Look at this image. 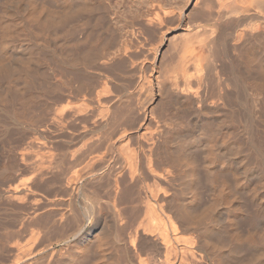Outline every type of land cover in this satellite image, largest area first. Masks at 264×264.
Masks as SVG:
<instances>
[{
    "label": "rangeland",
    "instance_id": "obj_1",
    "mask_svg": "<svg viewBox=\"0 0 264 264\" xmlns=\"http://www.w3.org/2000/svg\"><path fill=\"white\" fill-rule=\"evenodd\" d=\"M40 1L44 5H47L49 8L51 7L52 9L50 8L51 9L50 11L55 9V11L51 12V14H53V15H55L56 12L59 13V10L63 11V8H64L63 6H61L62 8H60V7L58 8L57 6H60V4H65V3H66L65 4L66 6L65 5L64 6L68 9L72 8V7H74V9H75V8L80 7V5H81V7L79 9H81L80 12L82 13V11H83V13L80 16L78 14V12H79V10H78L76 13L74 12L75 14L73 15V18H71L70 21H69V19L72 16L69 15L70 16L69 17L68 15H66L67 20L64 21L65 23L62 22L63 25H60V23H58L55 26L54 25L49 26L48 30L47 29L41 30L40 28H38L36 26V24H35L36 22L34 21V19H36L37 16L33 17L32 19H29L30 17H29V15H27L28 12H25L26 14L24 13V15H23V10L21 12V10L12 9V7H15L16 2H9L7 7H6V12L9 13V12L14 11V12H12L14 16H10V18L8 20H6L5 24H3L1 26L2 29L0 27L1 31L4 30V32H5V33H3L4 37L7 38V40H5V42L9 40L10 42L8 41L9 42L8 44H10V46L12 45L11 47L14 48V49H12L10 47L11 50L8 53L9 54L8 58L10 57V55H12L10 58H13V59L20 55V57L22 56L24 58H28L30 56L31 60H20L21 62L20 61H19L20 63L17 62L18 64L17 63L13 64L14 62H16V60L13 61L10 58H9V60H1L4 62H7L8 65H10V66L12 64L13 65L12 69L14 68V70H12V73L10 72L9 74H4L5 76L1 74V76H0V80H1L0 81V89H1L0 92L2 91L4 94H2V93H0V94H2V96L5 95V97L8 96L6 98L3 97L5 100H8L7 98H9V96H12L14 94L15 90L19 91L21 93V95L24 96L25 100L23 99V97L21 99H23V101H27L26 103H28V104H24L25 106L27 105L26 106L27 109L26 108H25V110H23L24 108L21 109L24 114H22L23 116H21V118H20L22 122L19 124H17L11 118L6 117L7 115L0 111V171L2 169L3 163L6 162V160L10 161V163H13L17 160H20L21 155H20V157L18 155L21 154L22 151H29V150H30L29 158H27V160H23V161L27 164L32 163V162H34V163L40 162L41 164L39 166L42 167L45 164L44 166L45 167L47 166L49 168L48 169L46 167L47 171L48 170H50V171H48V172L45 171V167L43 166L44 171L47 174L42 171L43 172L42 177L41 176L36 177L35 181H33L34 175L32 174V171H29L27 169H26L27 170L26 171L24 169V171L21 170V171H19V173H16V176L15 177L13 176L14 178L12 177V178L8 179L4 183V185H2L3 187L0 186V191H1L2 188H3V190L6 189L8 184L12 185L13 183H16V182L18 183L20 181L21 182L23 181V184H25L26 188L28 187V185H30V187H28V188H31V191L28 193V195L26 197L24 196L23 199L18 198L19 200L18 199L13 200L12 198H9V197H8L9 199H7V197L4 195L0 197V199L2 197H4L0 200V212H2V213H0V222H1L0 225L2 227L3 223L5 224V227L4 226L2 228L0 227L1 228L0 229V249H1L0 250V264H10V263L12 264L11 261H13V259L15 260L16 259L15 257L18 258V256H20V255L23 257L22 258V260H24V261H22L23 264H26V262H28L27 260H29V259L26 260V258H30V257L38 258L39 256H41V258L39 257L40 260L37 259V263H35V264H38L39 261H40L39 264H48L49 263V261H48L49 251L45 252L46 250H44L48 247H50L52 249L53 254H54L53 257L55 256L54 258L56 259V260L54 259V261H52V262L56 263V261H57V264H65V261L63 260L64 254H62V253H64L63 250H64L65 246L70 249L74 245L76 239L73 237H69L70 234L67 237L66 233H68V232L71 233V231H69L65 226L60 227V228L55 226L57 223H60V221L58 222L55 220L57 218L56 216H58L61 211L68 209V207L71 208V206H70V203L68 202L67 196L65 194H62L64 192L63 189H61V191H60V187L58 186L60 184H59V181H57L58 179L55 176L56 173L54 171H52L53 169H51L50 166H52V164L54 163L53 161L55 159L52 160L53 157L54 158L56 156L58 157L61 155V153H64L63 151L66 152L67 149H72V148L79 145L78 140L76 139L77 137H75L77 135V131L82 129V127L84 125H86V124L92 125L100 119V117L97 113L99 111L98 108H102V107L105 108L106 106H107L106 108H109L111 106L113 109L111 107L110 108L112 110H115L116 108H118L120 106V108H122V110L118 109L119 112H117V113H121L120 114V117H121L123 114V111L127 110L126 107H130V106L133 107L135 105V103L138 102V105L136 104V107L134 106L133 110L137 109V112L139 113V114L137 113L138 120L140 122H142V123H140L136 119V122H137L136 126L140 125L139 129L143 130L146 126H148L149 120L151 118L153 119V116H157L158 114H156V113H160V112H157L159 109L158 107H162L163 102H164L165 105L163 106L162 109L165 108V110H167V108L171 109L170 107H173L182 116L187 115L186 117H188V118H185V117L184 118H185V120L187 119V121L190 122V125H192L191 124L192 122L196 123V124L193 123V125H196L193 127L190 126L189 123L187 124L188 128L190 126L189 131L187 130L188 134H191L193 132L195 135H197L196 134L197 131L200 130V127L199 128L197 127L199 125L196 122L197 121L196 118H198L197 115H199V114H197V111L199 113V110L201 111L203 109L202 113L203 112L207 113L209 115V119H211V120H208V119H206V120L208 122H210L209 124L213 125V127L215 125L214 129H211L212 127H211V125H209L210 126L209 130L211 129V131L213 130L212 131L213 133L215 132L214 136L211 135V134H213L211 131H210L211 134L209 133L208 129L206 132L207 135L208 134L211 135L212 138L215 137L214 139H217V136H218L219 138L217 141H219V142L221 139L222 140L224 139L223 142L221 140V143H219V144L224 143V141L226 140L225 144L227 143L230 146L229 148L227 147V149L225 150V151H227V150H230L231 148H233V146H234L233 143L234 144H235V142L239 143V141L243 138V136H245V137L248 136V133L244 129V126H245L246 122L248 121V117H250V110H248L250 108V106L247 105V104H249V102H247L245 100V97H247V95H250V93H251L252 95H250V96L252 98L253 97L256 98V100L254 99V101H255L256 106L258 107V105H259V100H258L259 94L258 93L261 92L262 93L261 95H263V91H264L263 90L264 88H262V86L260 87V89H259V86L256 87V84L258 83V81L261 82V79L259 80V78H260L259 76H261V74L259 75V73H257L256 71L254 73L252 71L253 69H251V71L248 70V71H250L248 73L247 70H245V68L242 65V66H240L241 68L239 67V69H237L238 72L236 71L235 75L230 74L231 72L230 73L228 72V74H230L231 76H229L227 74V68L225 70V67H227V65L231 64L230 63L231 59H234L233 55L232 54L230 55L231 51L228 49L231 45V44H227L229 42L228 41L229 38H231L234 35L233 31H234V33H236L239 29L242 30L241 27H239L241 24L245 25L243 27H244V29L246 28L245 30L247 31L248 36L251 37L253 35V33H256V31L258 30L255 28L256 24L253 21H250L249 23L246 21L244 23L240 22L239 23L240 25L239 24L237 25L239 28L238 27L233 28L232 25L231 26L228 25L229 26V28H228V26H227L228 23L227 24H224V23L228 22L229 21L228 19L231 17L225 16L226 20H224L225 22H222V24H221L222 20L220 21V19H224V18L220 17V19H219V17H218V19H215L214 17L215 16L217 17V15H215V16L213 15L212 16L213 18L211 17V20L210 19L208 20L206 18V14H204L202 16L200 15V17L199 16L194 17L195 11H193L192 12V14L194 13L193 16L189 17L192 14H190V12H187V10L189 11V9H191L190 6L192 4V0H90V1L89 0H74V1L71 0L72 2H70V3L68 2L69 0L68 1L67 0H40ZM63 2H65V3H63ZM76 2H79L80 4H78ZM158 2H160V4ZM229 2H227V9H230L231 6L234 5L233 3H232L233 5H231V1H229ZM68 3L70 5L67 7ZM85 3L88 4L89 7ZM251 3H252V5L250 4V8H256V9H250V11H247L250 15H251V13L253 14L254 12H256V13H254L256 15H258V14L260 15L262 12H263L262 14H264V0H252ZM163 4H164L165 8H164V6H162ZM203 4H205L204 1H203ZM203 4L201 2V5H203ZM75 5H77V7H75ZM85 5H86V7H84V9H83L82 7ZM206 5H203V7L205 6L204 10L206 7H208ZM156 7L157 8L163 7V9H160V12H162V13L159 12V8L157 11ZM85 8H90V9L85 10ZM168 8H170L171 10H169ZM174 8L175 9L177 8V10H174ZM208 8H210V7H208ZM68 9L64 8V12ZM164 9H166V10L168 9L169 11L167 10L168 11L167 13L170 12V14L167 15L166 13H164L163 12ZM179 9H181V11H179ZM257 9H258V11H257ZM37 10H40V9H37ZM254 10H256V11H254ZM18 11H20V12H18ZM70 11H71V9H70ZM177 11L179 14H177ZM37 12H39V11H37ZM68 12H69V10H68ZM208 12H207V16H208ZM214 12H215V10H214ZM150 13H152L154 17L156 16V13L161 14L160 17L164 19L163 23L161 22V20H158V22L160 21L162 24L160 22H159V24H158V22L156 24L157 19H155V18H157V17L154 18ZM174 13H176V14H174ZM187 13L190 15H188ZM180 14H182L184 16L182 17V15H180ZM162 15H164V16H162ZM177 15H179V17ZM195 15H197V14H195ZM26 16H28L29 18L27 17L25 20ZM187 16L189 17V19H187ZM203 16L208 21H206L205 18H202ZM260 16H263V15H260ZM68 17H69V19H68ZM149 17H153V21H149V19H150ZM232 17H234V16L232 15ZM181 18H184V19H181ZM190 18L192 19V21H189ZM196 18L197 19L199 18L198 21L196 20ZM194 19L196 20L197 23L194 22L195 21ZM66 21H68V22H66ZM129 21L130 22L132 21L133 24H131L132 22L129 23ZM213 21L218 22V24L220 22V26L223 29H221L220 26L216 27L215 29H217V30H215L214 33L211 34L212 31L207 32L209 30L210 25H206V23L210 22V23L214 24ZM186 22L191 24L190 25L191 27H192V24L194 27L195 24L196 25L197 24L202 25L204 23L205 26H203V28L205 27L204 29L207 33L205 31H203V32H205V33H203L202 30H204V29H202V26H200V29L198 31L203 36H200L201 34L198 32V35L200 36L199 38L195 34L197 36L198 40L196 38L195 39L192 38L194 42H191V39L189 37H187V39L188 38L190 39V41L188 40L190 43H187L188 41L184 42L185 36L191 35L192 34L191 32H193V30H196L195 28L192 29L189 26V24H187ZM66 23H67V25H66ZM246 23H248L247 26H246ZM250 23H252V26L251 25L249 26ZM262 23L264 24V21L263 22L260 21V23L258 25H261ZM253 24H255V25H253ZM253 26H254V28H253ZM261 26H263L262 28L264 29V25H261ZM187 27L189 29H191L190 32H189V29ZM206 27H207V30H206ZM29 28H32L35 31L36 36H37V40L41 44L40 48L43 49V50L41 49L42 50L41 55L43 56V54H44L43 52H45V54H44V56H46L45 60H35L32 51L29 50L30 46H31L30 45V39L27 35V33H28L27 30ZM218 28H220L221 30ZM186 29H188L186 32L187 35L184 32V31H186ZM253 29H255L256 31H254ZM219 30L222 32H220ZM251 30L254 32H250ZM180 31H181V35L184 34L183 37L180 36V33H179ZM223 31H224V33H223ZM7 32H9V33H7ZM188 32H189V35H188ZM216 32L218 34L221 33L222 36L224 37V41L226 40L225 44L229 45L228 48L226 45V48L224 49L225 51L218 47L219 51L223 50L222 53L225 56L222 55L221 51L217 53L218 50L216 49V46L215 47H214V45L212 47L209 46V45H211L209 43V41ZM177 33H179V34L177 35ZM193 33H197V30ZM217 33L215 34L216 36L214 35V37H218L220 35V34L218 35ZM8 34H10L11 36ZM209 34H211V35H209ZM206 35H208L207 40L204 39L206 37ZM181 37L184 39V41H183V39L182 40L180 39ZM191 37H193V34L191 35ZM260 37H262V36H260ZM260 37L255 38V41L257 40L256 42L254 41L253 37H251L252 39L250 38L251 41H253V43H252L253 45L250 46V48L253 47V51H252L253 53L251 52L252 48L251 49L249 48L250 50L248 49L247 53L249 54V52H251L249 54V59L250 58H253V59L257 58V59H254V61H253V59H251V62L255 63V64H253V66H255L256 64L258 65V67L261 66L263 68V72H264V43H262V42H264V39H263L264 34H263L262 38H260ZM177 38H179V39H177ZM199 40H201V41H199ZM260 40L261 41L263 40V41L259 42ZM231 41L232 40L230 39V43H231ZM254 42L260 43V44L257 45V44H254ZM187 44H190V45L187 46ZM44 45L47 48L43 47ZM16 46H18V47H16ZM27 46L29 47V49H27L28 48ZM52 48L53 49L56 48L57 51L61 49L60 50L61 52L64 51V53L66 55L68 54V56H70L71 58L74 56V60L72 58V60L69 61L70 65L68 62H66L68 60H66V61L59 60L55 56H52V54L48 51V49H52ZM210 50H213L217 54L221 53L220 56L222 58L219 57L216 53L213 54L212 51L210 52ZM69 51H71V52H69ZM72 52L74 54V55L72 54L73 56H71V54H70ZM201 52L203 53V55ZM211 53H212V55H214V57L211 56ZM21 54H24V55H21ZM199 54L202 57L201 56L198 57ZM16 55H18V56H16ZM229 55H230V57H228ZM251 55L252 56L254 55V56L252 57ZM2 56H3V53L0 52V59H4L5 57H7L4 55L3 56L4 58H2ZM207 56L209 57V59ZM223 57H225V58H223ZM42 59H43V57H42ZM12 61H13V63H12ZM226 61H228L229 64H227ZM22 65L27 66L28 70H30V73L32 75H35L36 78L38 77V79H39L40 86H38L39 84H36V85L38 86L37 91H39V89H40V91H39L40 94L36 91L33 92V90L31 89L32 90L31 93H34L33 95H36V94L38 95L37 97L35 96L36 98L34 96L31 97L32 99L30 98V96L28 97V95H29L28 94V91H29L28 90V80L26 78L25 73L22 72V69H21L23 67ZM211 65L214 68H211L212 67ZM240 70L242 71L243 75H242ZM13 71H14V73H13ZM228 71H231L230 67L228 68ZM209 73H210V75H209ZM238 73L241 74L242 76H246V77H244V78L242 76L238 77L239 76V75L237 76ZM244 73H245V75H244ZM256 75L258 77H256ZM157 76H159V77H157ZM210 76L212 77V79ZM223 77L224 78L226 77L225 79L228 78V80L225 82V79H223ZM229 77H230V80H229ZM185 78H189V79L187 80ZM219 78H220V80L223 79L222 80L223 82H220V83H223L222 85L219 84V81H218ZM2 79H4V80L2 81ZM184 79L186 81L191 82V85L189 82H186ZM213 79H218V80H213ZM244 79H246V80H244ZM8 80H9V82H8ZM231 80L233 83L230 82ZM239 80H240V82H239ZM10 81H12L14 83H12ZM184 81L186 83H189L190 87L193 89V90L191 89V91L193 93L189 92V90H190L189 88H188L189 90H186V89L183 90L184 87L187 88L186 83ZM214 81H215V83H214ZM237 81L239 82V85L236 84ZM251 81H255L254 82L255 84L254 83L252 84ZM247 82H248V84H247ZM249 82L252 84V86ZM6 83H8L10 85H7ZM184 84H185V86H184ZM226 84H227V86H225ZM234 84H236V85H234ZM240 85H241V87L244 85L242 87L243 91H242V89H239ZM246 85H247V87H246ZM6 86L8 87V89ZM150 86H152V87H150ZM252 87H254L253 88L254 90L252 89ZM226 88H228L229 90H227ZM2 89L6 92H9V93H5ZM249 89L252 92L251 91L248 92ZM255 89L259 90V92L255 91ZM225 90H227L228 92ZM35 92H36V94H35ZM188 92H189V94H188ZM222 92H226V93L223 94ZM239 92L241 93V96L240 95L236 96V94L237 93L239 94ZM242 92L245 96H243ZM233 93H235V95H233L234 99L232 98ZM254 93H255V95H254ZM123 94H126V95H123ZM190 94H191V96H189ZM127 95H129V96H127ZM182 95L188 97L189 99L188 98L187 99L190 101L192 100V101L190 102V105L189 104L185 105L182 103L183 107L181 108L182 104L181 103L176 104L175 99L177 100V98H178L177 101H179L180 99L182 101L183 100ZM223 95H225V97ZM226 95L228 97L230 96V98L226 97ZM121 96H123V97H121ZM242 96H243V98H241ZM120 97L125 98L124 101L127 99L128 102L125 101L127 104L124 103V101H122L123 99H121ZM168 97L170 99H172V98H174V99H172V101L171 100L169 101ZM186 97L184 99H186ZM223 97H224V99H223ZM29 98L33 101V103H31L32 101H30ZM221 98L223 100H220ZM225 98H227V99H225ZM231 98H232V101H230L231 103H229L228 99L231 100ZM119 99L121 101V104L124 103V105H122L123 107L120 105V103H117L119 101ZM165 99L168 102L167 106H166V101H164ZM138 100H140V103ZM97 101H99V102H97ZM129 102H132L133 104L131 103L132 105H130V104H128ZM171 102H173L175 106L172 105L173 103L170 104ZM243 102H245V104H242ZM202 103H203V105H202ZM168 104H170L171 106ZM28 105H29V107H28ZM66 105H68V106H66ZM108 105H109V107H108ZM115 105L117 107H115ZM176 105L179 108L176 107ZM179 105H181V106H179ZM239 105H241V106H239ZM64 106H66V107H64ZM214 106H215L216 112L213 109ZM62 107L68 109V110H66L67 114L65 113L64 110L60 109ZM221 107H223V108H221ZM239 107H240V109H238ZM64 108H62V109H64ZM83 108H85V109H83ZM183 108H187V109H183ZM198 108H199V110H198ZM204 108L206 110H204ZM57 109L58 110L60 109L59 111H62V113L60 114L59 111L57 112ZM130 109H131V107H130ZM162 109L160 108L159 111L161 110L163 112L164 110H162ZM178 109H180V110H178ZM221 109L223 111H226V112H223ZM235 109L238 111H236ZM79 110L81 111V113L79 112ZM96 110H98V111L95 112ZM139 110H141V115H140ZM152 110L154 111V113L152 112ZM184 110L187 113H184L183 112ZM230 110H232V111L230 112ZM239 110L240 111L242 110V111L240 112ZM74 111L76 113H78L79 115L76 114ZM195 111H196V113H195ZM95 113H97V115ZM151 113H153V114H151ZM205 113L201 114V116L208 117V115ZM232 113L236 114V116H237L236 121L238 122V120H239L238 123L235 122L236 124H238L237 126L235 124L236 128L230 124L231 122L229 120V117L231 116ZM1 114H2V116H1ZM62 114H64V116L67 115L68 118L66 116L62 117L61 116ZM71 114L72 115L74 114L73 115L74 117ZM85 114H87V115L89 114L88 117ZM142 114H143V116H142ZM245 114H246L247 118H246V116H244ZM83 115H85V116H83ZM227 115L229 117H226ZM24 116H26V117H24ZM81 116H83V117H81ZM95 116H98V117H95ZM140 116H142V117H140ZM145 116H146V118L144 119L143 117H145ZM139 117L142 118L143 120L139 119ZM221 117L225 118V120H222V121H224V123H226V124L228 123L229 126H227L228 124L226 125L224 123H222L221 125L220 124L218 125V123L222 122V121L220 122L218 120L224 119ZM64 118H65V120H63ZM80 118H82V119H80ZM86 118H90V121L89 120L85 121ZM95 118H98V119L95 120ZM1 119L4 121H2ZM22 119H24V120H22ZM26 119H28V120H26ZM25 120L27 121L28 124L26 123ZM32 120H33V122H32ZM12 121H14V122H12ZM62 121L65 124L61 125V123H63ZM99 121H101V119ZM263 121H264V116H263ZM4 122H6V123H4ZM88 122H90V124H88ZM1 123L3 125L5 124L4 125L5 128L2 127ZM12 123H14V124H12ZM30 123L33 125H29ZM56 123H58V124H56ZM67 123L69 125H67ZM223 124H224V127H223ZM65 125H67V126H65ZM231 126L234 128H232ZM195 127L198 128V130ZM19 129H21V130H19ZM190 129L191 130L195 129V131L196 130L197 131L195 132L192 130V132H190L191 131ZM187 131H185V133ZM183 134L184 133H182V135H181L182 137L181 136L180 137L183 139L184 138L187 139L189 141V142L187 141V143H191L192 140L194 139V138L192 139V137L193 136L195 137L194 134H191L189 136L187 133L184 135ZM209 135L207 137H210ZM72 136L75 137L76 141ZM190 137H191V142L189 139ZM239 137H241V138H239ZM72 138H73V140H72ZM185 139H184V143L186 142ZM234 139H235V141H234ZM236 139L238 142L236 141ZM70 140H71V142H70ZM229 140H231V141H229ZM72 141L74 142V144L72 143ZM232 141H233V143H232ZM39 142L45 143V144H41V147L37 146V147H39V150L43 153V155H40V154L36 155V153L33 152V150H35L37 148L35 145H38ZM65 142L66 143L68 142V143L66 144ZM230 142L232 143L231 144L232 146L230 145ZM34 143H35V145H34ZM69 143L70 144L72 143L71 146H73V147H71ZM65 144L67 145V147ZM31 145L32 146L34 145V146L32 147ZM63 146H65V150L62 148ZM36 150H38V148ZM198 152L196 151L195 155L199 158L197 161L199 163H201L200 170H202L203 169L202 168L203 161H199V160H201V159L204 160L205 154L203 155V153L201 151H198ZM229 152L230 151H228L226 153H228L230 155L233 154L232 151H231V153H229ZM12 153H14V155ZM59 153H60V155H59ZM51 154L52 155L54 154V155L52 156ZM12 155L16 156L17 159H16V157H13ZM49 155H51L52 157L51 156L47 157ZM7 156H8V158H7ZM11 156L13 157V159H11L12 158ZM18 157H19V159H18ZM184 157L189 158L188 156H184ZM9 159H11V160H9ZM49 159H50V161L53 162L52 164H50L51 162L49 163V161H48ZM41 160H42V162H41ZM67 167H69V166H67ZM67 167L64 166L63 168H61V171L62 170L64 171V168H66L65 170H67ZM58 169H60V168H58ZM229 171L225 170L223 172L229 173ZM56 172H57V170H56ZM65 172H68V170ZM44 173L46 175H44ZM52 173L55 174L54 177H53ZM230 173H231V171H230ZM230 173L226 174V175H230ZM58 174L61 176V173L57 172V175ZM101 175L103 177L104 174L100 173V175L98 174L95 176V177H98V178H96L97 181H96V179L94 180L95 177H93V176H92L93 178L90 176H89V178H88V176H87V178L84 177L82 180H83V182L86 183V185L90 181L91 186H92V184H94L96 182V185L100 189L104 187L103 189L106 190L107 186H105L106 184L104 185V183L107 182V178L103 177L106 180V182L104 179L101 181L100 180V178L102 179V177H100ZM202 175H204V174H202ZM37 178L39 179L40 182H38ZM44 178H45V180H44ZM54 178H56V179H54ZM52 180H56L58 183L56 181H52ZM87 180H89V181L87 182ZM98 180H100L102 185L99 184ZM25 181H27V182H25ZM34 182H36V183H34ZM26 183H28V185ZM52 183H54V184H52ZM176 183H177L178 188L186 185L183 183V179H182V177L180 178V176L176 178ZM32 184H33V186H32ZM55 184H57V185H55ZM204 184H205V186H204ZM202 185H203V188L204 187L206 188L205 192H203L204 189L201 188ZM202 185L199 189V192L201 193L200 196L203 194L200 197V199L202 198L200 200L201 201L200 202L201 206L199 205L200 208L207 206V204H208L207 201H209L211 199V197H212L211 194L213 193L211 187H210V190H208L209 188H207V187H209V186H207L208 184L206 185L205 181H203ZM56 186H57V188L58 187L59 188L57 189ZM89 186L88 185L86 186L87 189L89 188ZM101 186H103V187H101ZM92 188H93V190L95 189L93 186L89 188V191L87 189H85L84 196L80 195V196H77L76 198L72 199L74 201L71 200V205L73 206L75 203V205L77 206L76 207L74 205L73 208L75 207V208H78L79 211H83V206L85 204H87V201H90V199H91V198H88V197H90L89 196L90 194H93L92 199H93V201H95L96 196H97V194H96L97 191L92 192L93 191ZM190 188L192 191L198 190L197 188H192V187H190ZM233 188H235V187L233 186L231 190H233ZM103 189L100 191L102 194H105ZM200 190H202V191H200ZM234 190H233L234 192L231 191L232 192L231 193L232 198H231L230 203L227 202L226 200L225 201L229 204H227L226 202L225 203L227 204V206L230 205L231 208L233 209L234 206L237 204L238 199L242 202L245 201V203H246L245 213H242V215L237 218L238 223L240 222L241 218H243L248 213V211L253 210V209L257 210L259 208L258 212H260L262 210H263V212L262 213L260 212V217L258 220H259V222L261 221L260 223H262V224H260V227H261V225L264 227V224H263L264 223V218H263L264 207L260 206V204H257L258 202L256 203V202L252 201V199L250 198L251 192H250V189H248V185L246 187L244 186V187L238 189L239 191L242 190L241 192H238V190H236V188ZM210 191L212 193H210ZM87 192L90 194H88ZM101 193H99V195H102ZM259 196L262 197L263 194L260 193ZM59 197H62V199ZM229 198H230V196H229ZM63 199L65 201H63ZM92 199H91V201H92ZM58 200H59V202H58ZM79 200H81L82 203H81V201L79 202ZM62 202H65V203H62ZM66 202H67V204H66ZM84 202H86V203H84ZM108 202H109L108 198H106L105 196H102V199H100L99 207H97V210H94V212L95 211L96 212L102 211V212L101 213L97 212L100 215L98 217L95 216V215H98L95 212L92 215L90 222L87 221L84 234L87 231H89V229H90V231L92 230V233L95 232L94 235H96V231L101 228L100 226H102V228L100 230L104 229V231H103L104 233H105L106 229H108L110 231V228H108V227H111V232L106 230V231H108L106 233L107 234L109 233L107 236L106 233H105L106 234L105 235L103 232H100L98 230L95 238L97 237V240H98L100 237L99 240L102 239V241L96 242L95 238L92 237V239H94V240H90L88 245H91L93 243V241H95V243H93L94 245L90 246V249H89V246H87L88 248L86 247V249H87V250L85 249L86 254L84 252V254L87 255L86 258H85V255L81 256L82 259L84 257V260H82L83 263L80 260V256L78 257L80 261H78V258H77L75 263L79 262L78 264H80V263L81 264H94V263L96 264V262H97L98 264L99 263H101V264H109V263L115 264V261L119 260V262L121 261L120 264H134V263H132L133 261L130 258V255H133V251H130L131 250L130 246H128V249L126 248L127 245H129V243H127L128 241H126V240H128V237L126 238L127 235L124 236V238H125L124 242H126L127 245L123 242V240H120L121 242L119 241V238L123 239V237H122V235H121L122 238L119 236L120 230H119L118 224H117L118 221H116L114 219V216L112 213L113 210L110 207V205L108 204ZM57 203L59 205H57ZM101 203H102V206H101ZM60 204H62V205H60ZM202 204H203V206H202ZM63 205H67V206L64 207ZM79 205H81V206H79ZM126 205H127L126 203L121 204V207H124ZM56 207H57V209H56ZM59 208L60 209L63 208V209L61 211H59ZM53 211L55 212V216H54ZM105 211H106V213H105ZM143 211L141 213L142 215L140 214L139 219H141V216H144ZM56 212H57V215H56ZM49 213H53L52 217L54 216L53 218H55V220L53 218L51 219V214H49ZM102 214H105V216L101 217ZM261 214H262V216H261ZM47 216L51 220H49L47 218ZM95 217H97V218H95ZM1 218L3 221L1 220ZM97 219L99 220V222H97L98 221ZM51 221H52L51 225L55 226V228H58L57 230L55 228L53 229V227L50 226L49 223H51ZM54 222H56V224ZM259 222L257 221L258 226H259ZM43 223L45 224L44 226H46L45 228L48 229V230L46 229L47 231L44 230L45 228L43 227ZM46 223H48L49 227H52V229L51 228L49 229V227H47L48 224H46ZM61 223L57 224V225L63 226L62 221H61ZM94 223H96L97 225ZM103 226H105V227H103ZM41 227L44 229H42ZM241 227L244 228V226H241ZM63 228L67 229V230L64 229L65 233H64ZM112 229L114 231H112ZM115 229L116 230L118 229L119 233L118 232L116 233ZM41 230H43V231H41ZM51 230H53V231H51ZM44 231H46L47 234L44 233ZM48 231H50V232H48ZM59 231H60V233H61V231H63L62 233L64 235L60 234V235L64 236L63 238L60 235H58ZM113 232H115L116 235L118 234V236H116ZM100 233L103 235V237L105 236L104 238H106L107 242H105L106 240L102 236H99ZM111 233H113L114 236ZM109 236H111V237H109ZM112 236L114 237V240L112 239L113 238ZM66 237L69 239L68 241H66L67 240ZM72 241H74V242L71 245ZM113 241H116V242L118 241V242L116 243ZM220 242H221V239H220ZM224 242L226 243V240L225 241L222 240L221 244L225 245ZM49 243H51V244H49ZM98 243H102V245L105 248H103V246H101V248H102L101 249L99 247ZM105 243H107V244H105ZM47 244H48V246H46ZM95 245H98V248H96L98 251L95 250V247H94ZM116 245H118L117 248L115 247ZM2 247H3V249H2ZM122 248L127 250L126 254L128 253L129 256L125 254V250L124 249L122 250ZM99 249H101V250H99ZM103 250H105V251H103ZM87 252L90 254H88ZM59 253L62 254L61 257H60L61 254H59ZM123 253L126 255V258H125V255ZM17 254H19V255L17 256ZM243 254H241L242 257L244 256L243 258L241 257V255L238 256L239 260L238 259L237 260L239 263H247L249 260L248 258H250L251 255H254V254H252V253L250 254L248 252L243 253ZM245 254H247V255H245ZM115 255L117 256L116 258H115ZM143 255L145 256L146 254H143ZM21 256H20V259H21ZM88 256L89 257L91 256V257L89 258ZM147 256H149V255H147ZM147 256H145V257H147ZM247 256H249V257H247ZM57 258H58V260H57ZM128 258L130 259V261ZM240 258H242V259H240ZM115 259H117V260H115ZM62 260H63V263L61 262ZM17 261H20V260H17ZM98 261H100V262H98ZM101 261L102 262L105 261V262L102 263ZM119 262H116V263L119 264ZM55 263H53V264H55ZM75 263H72V264H75Z\"/></svg>",
    "mask_w": 264,
    "mask_h": 264
},
{
    "label": "bare ground",
    "instance_id": "obj_2",
    "mask_svg": "<svg viewBox=\"0 0 264 264\" xmlns=\"http://www.w3.org/2000/svg\"><path fill=\"white\" fill-rule=\"evenodd\" d=\"M72 1H74V0H72ZM72 1L69 0L68 2L70 3ZM203 1L205 2V4H203ZM229 1H231V5H233V4L234 5L231 6L230 9H227V2H229ZM9 2H16L15 7H12V9L21 10V12L23 10V15L25 12H28L27 15H29L30 18L28 16H26L25 20L27 17L29 19H32L33 17L37 16L36 19H34V21L36 22L35 23L36 26L38 28H40L41 30H45V29L48 30L49 26H52V25L55 26L58 23H60V25H63V23H65L64 21L67 20L66 15L72 16V17L69 16L70 19L68 17V19L70 21L71 18H73V15L78 10H79V12L81 11V9H79L81 7V5H80V7L75 8V9H74V7L68 9L65 7L66 3L63 2L65 4H60V6H57V7L62 8L61 6H63L65 9H68L69 12H68V10H66L68 13L66 11L64 12V8H63V11L59 10V13L54 12L55 15H53V14H51V12L55 11V9L50 11L52 8L50 7L51 8L50 9L47 5H44L40 0H0V27L3 24H5L6 20H8L10 18V16H14L12 13L14 11L9 12V13L6 12V7H7ZM79 2H76V3L80 4ZM201 2L203 5L207 4L206 6H208L210 8L206 7L204 10L205 6L203 7V5H201ZM251 2H252V0H192V4L190 6L191 9H189V11L187 10V12H190V14H192V12L195 11L194 13L197 15H195L193 13L194 17H196V16L200 17V15L202 16V15L206 14V18L208 20L209 19L211 20V17L213 15L214 16L217 15V17L216 16L214 17L215 19H218V17H219V19H220V17L224 18V19H220V21L222 20L221 24H222V22H225L224 21V20H226L225 16L231 17L229 19L227 18L229 21L224 23V24L228 23L227 26L232 25L233 28L234 27L237 28L238 27L237 25L240 22L244 23L246 21L249 23L250 21H253L256 24L255 28L258 29L257 31L255 29H253L254 31H256V33H253V35L251 36L254 38V41H255V38H258L260 36L263 37L264 29L262 28L263 26H261V25H264V24L263 23L261 25H258V24L260 23V21H262V22L264 21V14H262L263 12L262 13L260 12L261 13L260 15H263V16H260L258 13H257L258 15L254 14L256 12H254L252 14L251 13L252 11H251L250 12L251 15H250L247 11H250V9H256V8H250V4L252 5ZM69 3L67 5V7L70 5ZM158 3L160 4V2H158ZM86 5L89 7L88 4H86ZM86 5L83 6L82 8L84 9V7H86ZM162 6H164V4ZM75 7H77V5H75ZM158 8H159V12H160V9H163V7H161V8L158 7ZM158 8L156 9L157 11H158ZM164 8H165V6H164ZM37 9H40V10H37ZM70 9H71V11H70ZM86 9L88 10L90 8H85V10ZM168 9L171 10L170 8H168ZM167 10L164 9L163 12L168 15V14H170V12L167 13L169 11V10L168 11ZM174 10H177V8L176 9L174 8ZM214 10H215V12H214ZM37 11H39V12H37ZM179 11H181V9H179ZM254 11H256V10H254ZM257 11H258V9H257ZM18 12H20V11H18ZM79 12H78V14L81 16L83 11H82V13L81 12L79 13ZM207 12H208V16H207ZM160 13H162V12H160ZM150 14L153 16L152 13H150ZM174 14H176V13H174ZM177 14H179L178 11H177ZM190 14H188V15H190ZM193 14L190 15L189 17H192ZM160 15L161 14L156 13L155 17H157V18H155L153 16L155 19H157L156 24H157L158 20H161L162 23L164 21V19L161 18ZM164 15H162V16H164ZM180 15H182V14H180ZM232 15L234 17H232ZM177 16L179 17V15H177ZM183 16L184 15H182V17ZM153 17H149L150 18L149 21H153ZM189 17L187 16V19H189ZM202 18H205V17L203 16ZM181 19H184V18H181ZM198 19L196 18L197 21H198ZM207 19H206V21H208ZM196 20L194 22H196ZM189 21H192V19L190 18ZM66 22H68V21H66ZM131 22L129 21V23H131ZM159 22H158V24H159ZM210 22L206 23V25H210L209 30L207 32L212 31L211 34H213L214 31L217 30L215 28L220 26V22H219V24H218V22H215V21H213L214 24L210 23ZM248 23H246V26L248 25ZM131 24H133V22ZM187 24H189V23H187ZM203 24L202 25H200V24L196 25L195 24L194 27H193V24H192V27L190 26L191 24H189V26L192 29L195 28L197 30V33H193L196 31V30H193V32H191L193 34V37H191L192 34L190 33L191 35H189V32L191 29H189L190 27L188 26L189 28L188 27L187 28L189 29V32H188L189 36H185V38H184L185 41H184V39L182 38L184 36V34L182 33L183 35H181V31H180L179 32L180 36H182L180 39L181 40L183 39L184 42H187L188 40L190 41V39H191V42H194L192 38L197 39V36H198V38L200 36H203L198 31L200 29V26H202V29L205 28V27L203 28V26H205V24L204 25ZM255 24H253V25H255ZM66 25H67V23H66ZM241 25L239 27H241L242 30L239 29L236 33H234V31H233L234 35L231 38L228 37L229 42L227 44H231L230 47H229V45L225 44L226 40L224 41V37L222 36V34L219 33L220 34L219 35L217 32L216 33L219 36L214 37V35L216 34L215 33L209 41V43L211 44L209 46H211V47L213 45H214V47L216 46V49L218 50L217 53H218L221 51V50L219 51V48L224 50L226 48V45H227V48L229 47L228 49L232 52V53L230 52V55L232 54L234 57V59H231V61H230L231 64H229L228 61H226V63L229 64V65H227V67H225V70L227 68V74H228V72L229 73L231 72L230 74L235 75V72L236 71L238 72L237 69H239V67L243 65V67L245 68V70H247L248 73L251 71V69H253L252 71L254 73L256 71L257 73H259V75L261 74V76H259L260 77L259 80L261 79V82L258 81L259 84L257 83L256 87L259 86V89H260V87L262 86V88H264L263 68L261 66L258 67L257 64L255 65L257 67L256 68L255 66H253V64H255V63L251 62V59H253V58L249 59V54L253 51V47H251L252 48L251 52L248 51L249 54L247 53V50L250 48L251 45H253L252 44L253 41H251L252 38L250 36H248V33L245 30L246 28L244 29L243 26H245V25L244 24H241ZM250 25L252 26V23H250L249 26ZM228 28H229V26H228ZM253 28H254V26H253ZM1 29H2V27H1ZM1 29H0V52L3 53V56L5 55L7 57L4 58L2 56V58H4V59H0V76H1V74L4 75V74H9L10 72L12 73V70H14V68L12 69V67H13L12 64L10 66V65H8L7 62L1 61V60H9V58L12 56V55H10V57L8 58V55H9L8 53L10 52V50H11L10 47L12 45L10 46V44H8L10 42L9 40H8L9 42L8 41L5 42V40H7V38L4 37L3 33H5V32H4V30L1 31ZM188 29H186V31H184V32L186 33ZM218 29H220V28H218ZM221 29H223V28L221 27ZM206 30H207V27H206ZM27 31H28L27 35L30 39V45H31L30 49L28 46H27L28 47L27 49L32 51L35 60H45V58H46V56H44L45 52H43L44 54L42 56L41 53H42L43 49L40 48L41 44L37 40V36H36L35 31L32 28H29ZM203 31H205V29L202 30V32ZM254 31L251 30L250 32H254ZM198 32L201 34L200 36L198 35ZM205 32H203V33H205ZM220 32H222V31H220ZM7 33H9V32H7ZM179 33H177V35ZM223 33H224V31H223ZM211 34H209V35H211ZM8 35H10V34H8ZM186 35H187V33H186ZM207 36L208 35H206V37L205 38L203 37V38L207 40L208 39ZM187 37H189L190 39L189 38L187 39ZM262 37H260V38H262ZM177 39H179V38H177ZM230 39L232 40L231 43H230ZM263 39H264V37H263ZM189 41L187 43H190ZM199 41H201V40H199ZM262 41L260 40L259 42H262ZM255 42H254V44H257V45L260 44V43H255ZM262 43H264V42H262ZM188 45H190V44H187V46ZM16 47H18V46H16ZM43 47L47 48L45 45ZM11 48L14 49L13 47H11ZM60 50L57 51L56 48L48 49V51L52 54V56H55L59 60H64V61L68 60L66 62H68L70 65L69 61L72 60V58L74 60L73 52L70 53L71 56H73L71 58L70 56H68V54L66 55L64 53V51H63L64 49L62 50L63 52H61ZM211 51L213 54L216 53L213 50H210V52ZM222 51H221V53H222ZM69 52H71V51H69ZM212 53H211V56L214 57V55H212ZM221 53H219L217 55L219 57H221L220 56ZM18 55H16V56H18ZM21 55H24V54H21ZM202 55H203V53H202ZM222 55H223V53H222ZM230 55L228 57H230ZM199 56H201V55L199 54L198 57ZM223 56H225V55H223ZM42 57H43V59H42ZM223 58H225V57H223ZM10 59H12L13 61L16 60V62H14V63L12 61V63L15 64V63L19 62L20 60H31V57L29 56L28 58H24L22 56L20 57V55H19L18 57H15L14 59L13 58H10ZM208 59H209V57H208ZM254 59H257V58H254ZM254 59H253V61H254ZM22 66H21L22 72L25 73L26 78L28 80V90H29L28 91V94H29L28 97L29 96H30V98L32 96L37 97L38 95L36 94V92L39 93V91H40V89H39V91H37V89H38L37 87L40 86L39 79H38V77L36 78L35 75H32L30 73V70H28L27 66H25V65H22ZM229 67H230L231 71H228ZM211 68H214V67L212 66ZM248 70H250V71H248ZM13 73H14V71H13ZM241 73H242V71H241ZM245 73H244V75H245ZM230 74H228V75L231 76ZM209 75H210V73H209ZM242 75H243V73H242ZM242 75L239 73L237 74L238 77H240ZM157 77H159V76H157ZM242 77L244 78L246 76H242ZM256 77H258V76L256 75ZM225 78L223 77V79H225ZM185 79L188 80L189 78H185ZM211 79H212V77H211ZM3 80L4 79H2V81ZM213 80H218V79H213ZM222 80H220V78L218 80L219 84H221V85L223 84V83H220V82H223ZM227 80H228V78L225 79V82ZM229 80H230V77H229ZM244 80H246V79H244ZM8 82H9V80H8ZM10 82H12V81H10ZM186 82H189V81H186ZM230 82L233 83L232 80ZM237 82H236V84L239 85L240 80L238 83ZM251 82L253 84L255 81H251ZM12 83H14V82H12ZM189 83L191 85V82H189ZM189 83H186L187 88L184 87L183 90L184 89H186V90L190 89L189 92H192L191 91L192 88L190 87ZM214 83H215V81H214ZM6 84L10 85L8 83H6ZM36 84H39V85L37 86ZM236 84H234V85H236ZM247 84H248V82H247ZM252 84H251V86H252ZM184 86H185V84H184ZM225 86H227V84ZM150 87H152V86H150ZM239 87H240L239 89H242L241 85ZM246 87H247V85H246ZM253 88L254 87H252V89ZM7 89H8V87H7ZM31 89L33 90V92L36 91L35 92L36 95H33L34 93H31L32 92ZM226 89L229 90L228 88H226ZM227 90H225V91H227ZM242 91H243V89H242ZM249 91H251V90L249 89L248 92ZM255 91L259 92V90H256V89H255ZM4 92L9 93L6 91H4ZM189 92H188V94H189ZM240 92H239V94L237 93L236 96H239V95L241 96ZM0 93L4 94L2 91ZM222 93L225 94L226 92H222ZM2 94H0V111L5 113L7 115L6 117L11 118L17 124L21 123L22 121L20 118H21V116H23L22 114H24L21 109L24 108L23 110H25L27 105L25 106L24 104H28V103H26L27 101H23L24 96H22L19 91L15 90L14 94L12 96H9V98H7L8 100H5L3 98V97H5V95L2 96ZM191 94L189 96H191ZM242 94H243V92H242ZM258 94H259V99H258L259 105H258V107L256 106L255 101H254V99L256 100V98H254V97L252 98L250 96V95H252L251 93H250V95H247V97H245V100L247 102H249V104H247V105L250 106V108L248 109V110H250V117H248V121L246 122V124L244 126V129L247 131L248 136H246V137L243 136V138L239 141V143L235 142V144H234L232 141V143L235 147L233 146V148H231L230 150H227V151H225V150L227 149V147L229 148L230 146L227 143L225 144L226 140L224 141V143L219 144V143H221L222 139L219 142V141H217L219 138L218 136H217V139H214L215 137L212 138V136H214L215 132L213 133L212 132L213 130L211 131V129H214L215 125L213 127V125L209 124L210 122H208L206 120V119L211 120V119H209V115L207 113L203 112V113L207 114L208 117L201 116V114H203L202 113L203 109L200 111L198 108L199 113L197 111V114H199V115H197L198 118H196L197 119L196 122L198 123L199 126H197V127L198 128L200 127V130L197 131L198 128L195 127L197 129L196 130L197 135H195L192 132V130L195 131V129H192V130L190 129L191 130L190 132H192L191 134H194L195 137L194 136L192 137V139L194 138L192 140V142H191V137L189 138L191 143H187L188 140L184 138L186 141L184 143V139L181 138L182 133L188 134L190 126L193 127L196 125H193L194 122H192L191 123L192 125H190V122L187 121V119L185 120V118H188V117H186L187 115L182 116L173 107H170L171 109H168L166 107L167 110H165V108L162 109L163 106L165 105L164 102H163L162 107H158L159 109L161 108L164 111L162 112L161 110L159 111V109H158L157 112H160V113H156L158 115L153 116V119L151 118L148 122L150 125L148 124V126H146L143 130L139 129L140 125L137 124L138 126H136V123H137L136 119H137V121H139L138 117H137L138 112H137V109L133 110V107L134 106L136 107V104L138 105L137 101H136L137 103H135V105L133 107L130 106L131 109H130V107L125 106L127 108V110L123 111V114L121 117H120L121 113H117V112H119L118 109L122 110V108H120V106L118 108H116L115 110H112L113 108L110 106L112 108L111 109L109 107V105H108L109 108H106L107 106L105 108L104 107L98 108L99 111L96 110L95 112L98 111L97 113H98L101 121H99L100 120L99 119L95 123L93 122L94 124L91 123L92 125L86 124L82 127V129L77 131V135L75 137H77L76 139L78 140L79 145L78 146L75 145L76 147H74L72 149H67L66 152L63 151L64 153H61V155L59 153L60 156H58V157L55 155L57 158L56 157L55 158L53 157V159L51 158L52 160L55 159L53 161L54 163L52 161H50V159L48 160L49 163L51 162L50 164L53 163L52 166H50V168L53 169L52 171H54L56 173V175L53 174L54 172L52 173L53 177L55 175L56 178L58 179L57 181H59V184H60V185H58L60 187V191H61V189H63L64 192L62 194H65L67 196L68 202L70 203V206H71V208H69V207H68V209L65 208L66 210H63V211H61L63 208L62 209L59 208V211H61V212L59 213L58 216H56L57 217L56 220H55V218H53L55 216V212L53 211L54 212L53 217H52L53 213H49V214H51V219L53 218L55 221H58V222L60 221V223H61V221L63 222V226H58L57 224H60V223L56 224V222H54L56 224L55 226H57L59 228L65 226L69 231H71V233L70 232L66 233L67 237L70 234L69 237H73L76 239L74 245L71 247L72 249L71 248L69 249L68 247L65 246V248L63 250L64 253H62V254H64L63 260L65 261V264L75 263L76 259L79 256H80V260L82 262V260H84V257L82 259L81 256L82 255L84 256L86 254V252H85L86 247L89 246V249H90V246L94 245L93 243H95V241L96 242L102 241V239L99 240L100 239L99 236L103 237V235L101 233H100L101 235L99 234V236H98L99 237L98 240H97V237L95 238L98 230L100 232L104 231V229L100 230L102 228V226H100L101 228L96 231V235H94L95 232L92 233V230L90 231V229H89V231H87L84 234L85 229H86L85 228L86 223H87V221L90 222L92 215L96 212V211L94 212V210H97V207H99L100 199H102V196H105L106 198H108V200H109L108 204L110 205V207L113 210L112 213H113L114 219L116 221H118L117 224H118V228L120 231L118 229L117 230L115 229L116 230L115 232L117 233L119 231L120 232L119 236L121 237V235H122V237H123V239H120L118 237L119 241L123 240V242H124L125 241L124 236L127 235L126 238L128 237V240H126V241H128L127 243H129V245H127L126 242H124V243L127 245V247H126L127 249H128V246H130L131 247L130 251H133V255H130V258L133 261L132 263H134V264H264V227L262 225L260 227V224H262V223H260L261 221L259 222V220H258L260 217V212L262 213L263 210L258 212V209H259L258 208L257 210L253 209V210L248 211V213L243 218H241L240 222L238 223L237 218L239 216H241L242 213H245V209H246L245 201L242 202L238 199L237 204L234 206L233 209L231 208L230 205L227 206V204L230 203L231 198H232V196H231L232 192L231 191H233L235 188H236V190H238V189H240L244 186L246 187L248 185V189H250V192H251L250 198L252 199V201H254L256 203L258 202L257 204H260V206L264 207V135H263L264 134L263 133L264 132V121H263L264 91H263V95H261L262 94L261 92ZM123 95H126V94H123ZM129 95H127V96H129ZM233 95H235V93L232 94V98L234 99ZM254 95H255V93H254ZM182 96H183V100L181 101V99H180L179 101H177L178 100V98H177V100L175 99V101H176L175 103L176 104H179V103L182 104L183 103L185 105L186 104L190 105V102L192 100L190 101V100H188L189 99L188 97H186L184 95H182ZM223 96L225 97V95H223ZM243 96H245V95L243 94ZM243 96L241 98H243ZM6 97H8V96H6ZM22 97H23V99H21ZM121 97H123V96H121ZM185 97H186V99H184ZM224 97H223V99H224ZM226 97H228V96L226 95ZM228 98H230V96ZM232 98H231V100L228 99L229 103H231L230 101H232ZM31 99H30V101H32ZM121 99H123L122 101H124L125 98H121ZM166 99L164 101H166ZM172 99H174V98H172ZM172 99L169 98V101L170 100L172 101ZM223 99L221 98L220 100H223ZM225 99H227V98H225ZM125 101H127V99ZM125 101H124V103H126ZM138 101L140 103V100H138ZM97 102H99V101H97ZM31 103H33V101ZM117 103H120L121 106L124 105V103L121 104L120 99ZM131 103L132 102H129L128 104L132 105L133 103L132 104ZM167 103L168 102L166 101V106H167ZM172 103L173 102H171L170 104H172ZM170 104H168V105H170ZM183 104H182V106L181 105H179V106H181V108H182ZM242 104H245V102H243ZM172 105H174V103ZM202 105H203V103H202ZM66 106H68V105H66ZM66 106H64V107H66ZM239 106H241V105H239ZM28 107H29V105H28ZM64 107H62V108H64ZM115 107H117V106L115 105ZM176 107H178V106L176 105ZM62 108H60V109L64 110L65 113L67 114L66 110H68V109H66V108L62 109ZM221 108H223V107H221ZM83 109H85V108H83ZM183 109H187V108H183ZM213 109H214V111L216 110L215 106L213 107ZM238 109H240V107ZM59 110L57 109V112ZM80 110H79V112L81 113ZM153 110H152V112L154 113L155 110L154 111ZM178 110H180V109H178ZM204 110H206V109L204 108ZM139 111H140V115H141V110H139ZM231 111L232 110H230V112ZM236 111H238V110H236ZM59 112H60V114L62 113V111H59ZM183 112L187 113L185 110ZM223 112H226V111H223ZM97 113H95V114L97 115ZM153 113H151V114H153ZM195 113H196V111H195ZM235 113H232L230 117L228 116L229 114L226 116V117H229V120L231 122V123L230 122L229 123L234 127L236 124L235 122H237L236 121L237 116ZM76 114H78V113H76ZM143 114H142V116H143ZM85 115L88 117L89 114L88 115L85 114ZM85 115H83V116H85ZM1 116H2V114H1ZM61 116L63 117L64 114H62ZM65 116L67 117V115H65ZM83 116H81V117H83ZM142 116H140V117H142ZM244 116H246V114ZM24 117H26V116H24ZM95 117H98V116H95ZM140 117H139V119H142ZM224 117H221V118H224ZM90 118H86L85 121H87V120L90 121ZM143 118L145 119L146 116ZM225 118L218 120V121L221 122L222 120H225ZM246 118H247V116H246ZM80 119H82V118H80ZM96 119H98V118H95V120ZM22 120H24V119H22ZM26 120H28V119H26ZM63 120H65V118ZM2 121H4V120H2ZM14 121H12V122H14ZM32 122H33V120H32ZM238 122H239V120H238ZM4 123H6V122H4ZM26 123H27V121H26ZM58 123H56V124H58ZM140 123H142V122H140ZM188 123L190 125L189 128L187 125ZM222 123H224V121H222L221 123H218V125L219 124L221 125ZM12 124H14V123H12ZM63 124H65V123L64 122L61 123V125H63ZM88 124H90V122H88ZM194 124H196V123H194ZM224 124H226V123H224ZM224 124H223V127H224ZM4 125L2 124V127H4ZM29 125H33V124L30 123ZM67 125H69V124L67 123ZM67 125H65V126H67ZM209 125H211V127H212L210 130H209V127H210ZM237 125L238 124H236V126ZM227 126H229V124ZM234 127H232V128H234ZM207 129H208L209 133H210V131L213 133V134L210 133L212 136L208 134L210 137H207L208 136L206 133ZM19 130H21V129H19ZM185 131H187V132L185 133ZM191 134H188V136ZM75 137H73V138L75 139ZM73 138H72V140H73ZM239 138H241V137H239ZM76 139H75V141H76ZM223 140H222V142H223ZM229 141H231V140H229ZM234 141H235V139H234ZM236 141H237V139H236ZM70 142H71V140H70ZM72 143L74 144L73 141H72ZM232 143L230 142V145ZM41 144H45V143L39 142L38 145H35V143H34V145L36 147L37 146L41 147ZM71 144H70V146H71ZM66 147H67V145H66ZM71 147H73V146H71ZM37 148L39 150V147H37ZM62 148L65 150V146H63ZM36 149L33 150V152H35L36 155H39V154L43 155V153L40 150L38 151ZM196 151L197 152L201 151L203 153V155L205 154L204 160H202V159L199 160V161H203V164H202L203 169L202 170H200L201 163H199L197 161L199 158L195 155ZM228 151H230L229 153H231V151H232V153H233V154H231L232 156L230 154L226 153ZM12 154L14 155V153H12ZM20 155H21L20 160H17L13 163H10V161L6 160V162L3 163L2 169L0 171V186L4 185V183L8 179L12 178L13 176L15 177L16 173H19V171H21V170L24 171V169L32 171V174L35 177L34 178L32 176L33 181H35L36 177H40V176L42 177L43 172L47 171V169H46L47 166L45 167L44 163H43L44 164L43 166L45 167V171H44L43 166L42 167L39 166L41 164L40 162L39 163L32 162V163L27 164L23 161V160H27V158H29L30 150L29 151H22L21 154H19L18 156L20 157ZM51 155H49L47 157H50ZM184 156H188L189 158L184 157ZM13 157H16V156H13ZM13 157L11 159H13ZM19 157H18V159H19ZM7 158H8V156H7ZM11 159H9V160H11ZM16 159H17V157H16ZM41 162H42V160H41ZM64 166H66V167L69 166V167H67L68 172H65V171H67V170H65L66 168H64V171L63 170L61 171V168H63ZM58 168H60V169H58ZM56 170H57V172L61 173V176L59 174H58L59 176L57 175ZM225 170H228V171L230 170L231 171V173L229 171L230 175H226L229 173L223 172ZM48 171H50V170H48ZM45 173H44V175L47 174V173L46 174ZM100 173L104 174L103 177L107 178V182H106V180L102 177V175L100 176V177H102V179L100 178L101 181L103 179L105 180L106 183H104V185L106 184L105 186H107V189L104 190L103 186H101L103 188L100 189L96 185V182L94 183L92 181L95 184V185L92 184V186L95 189L93 190V188H92L93 191L91 189L90 190L92 192L97 191V193L95 192L97 194L95 201H93V199H92L93 194H90L87 192L88 194H90L89 195L90 197H88V198H91L93 202L91 201V199H90L91 202L87 201V204H85L83 206V211H79V209L75 208V207L73 208L75 203L73 202L74 205L72 206L71 200L76 198L77 196H80V195L84 196L85 189H87L86 186L90 185L89 180H87V182L89 181L88 182L89 184L87 183V185H86V183L83 182L82 179L84 177L87 178V176H88V178H89V176L95 177L98 174L100 175ZM202 174H204V175H202ZM179 176H180V178L182 177L183 183L186 184L185 186H181L182 188L179 187L180 189L178 188L177 183H176V178ZM56 178H54V179H56ZM96 178H98V177H95L94 180ZM44 180H45V178H44ZM100 180H98V182L100 185H102ZM52 181H56V180H52ZM96 181H97V179H96ZM203 181H205L206 185L208 184L207 185V186H209V187H207V188H209L208 190H210V187H211L213 193L210 191V193H212L211 194L212 197L210 200L208 199L209 197L207 198L209 200V201H207V203H208L207 206L200 208L199 207L200 202H201L200 200L202 199V198L200 199V197L203 194L200 196L201 193L199 192V189H200ZM25 182H27V181H25ZM36 182H34V183H36ZM38 182H40L39 179H38ZM26 184L28 185V183H26ZM33 184H32V186H33ZM52 184H54V183H52ZM55 185H57V184H55ZM92 186L90 185L89 188ZM204 186H205V184H204ZM233 186L235 188H233V190H231ZM28 187H30V185H28ZM28 187L27 188L25 187V184H23V181L22 182L20 181L18 183L17 182L13 183L12 185L8 184L6 189H4V190H3V188L1 189L0 197L4 195L7 197V199H9V198H12L13 200L18 199V198L23 199L24 196L26 197L28 195V193L31 191V188H28ZM190 187L197 188L198 190L192 191ZM56 188H57V186H56ZM89 188L87 189L88 191H89ZM201 188L204 189L203 192H205L206 188L205 187L203 188V185ZM102 189L104 190L105 194L101 193L100 190H102ZM200 191H202V190H200ZM241 191L238 190V192H241ZM99 193H101L102 195H99ZM260 193L263 194L262 197L259 196ZM229 196H230V198H229ZM62 197H59V198L62 199ZM2 198H4V197H2ZM226 198L228 200L229 199L230 200L228 201ZM81 200H79V202ZM225 200L229 203H227ZM63 201H65V200L63 199ZM72 201H74V200H72ZM58 202H59V200H58ZM62 203H65V202H62ZM81 203H82V201H81ZM84 203H86V202H84ZM124 203H126L127 205L124 207H121V204H124ZM66 204H67V202H66ZM57 205H59V204L57 203ZM60 205H62V204H60ZM63 206L66 207L67 205H63ZM79 206H81V205H79ZM101 206H102V203H101ZM202 206H203V204H202ZM56 209H57V207H56ZM142 211L144 212V216H141V219H139L140 218L139 216L142 213ZM97 212H96V214H98L99 212L101 213L102 211H99L98 213ZM0 213H2V212H0ZM105 213H106V211H105ZM56 215H57V212H56ZM95 216L98 217L100 215L98 214ZM102 216H105V214H102L101 217ZM261 216H262V214H261ZM97 217H95V218H97ZM47 218L49 219L48 216H47ZM263 218H264V216H263ZM51 219H49V220H51ZM1 220H2V218H1ZM52 221H51V223H49L50 226H52L51 225ZM257 221L259 222V226L257 225L258 224ZM97 222H99V220ZM46 224H48V223H46ZM49 224L47 227H49ZM94 224H96V223H94ZM44 225L45 224L43 223V227L45 228L46 226H44ZM3 226L5 227L4 223H3ZM55 226H52L53 229L55 228ZM241 226H244V228H242ZM0 227H1V225H0ZM52 227H49V229L50 228L52 229ZM103 227H105V226H103ZM44 228H42V229H44ZM66 228H63V230ZM108 228H110V231L106 228L105 229L108 230L109 232H111V227H108ZM46 229L47 228H45L44 230H46ZM55 229L57 230L58 228H55ZM106 230H105V233L108 232ZM41 231H43V230H41ZM46 231H44V233L47 234ZM51 231H53V230H51ZM112 231H114V230L112 229ZM48 232H50V231H48ZM62 232L63 231H61V233H60V231H59L58 235L63 234ZM115 232H113V233L116 235ZM64 233H65V230H64ZM113 233H111V234H113ZM108 234H107V236H108ZM114 234H113V236H114ZM63 235H60V236L63 238L64 237ZM116 236H118V234ZM92 237L95 238V241H93V243L91 245H88L90 240H94V239H92ZM109 237H111V236H109ZM104 239L106 240V238H104ZM112 239L114 240V237ZM220 239H221V242H222V240L223 241L226 240V243L224 242L225 245L221 244ZM68 240L69 239L67 238L66 241H68ZM73 242L74 241L71 242V245L73 244ZM105 242H107V240ZM113 242H116V241H113ZM49 244H51V243H49ZM105 244H107V243H105ZM98 245L100 248H101V246H103L102 243H98ZM98 245L94 246L95 250H97L96 248H98ZM118 245H116L115 247L117 248ZM46 246H48V244ZM103 248H105V247L103 246ZM2 249H3V247H2ZM101 249H99V250H101ZM123 249L124 248H122V250ZM44 250H46L45 252L49 251V255H48L49 256V258H48L49 263L48 262L47 263L48 264L55 263V262H52L55 259L54 258L55 256L53 257L54 254H53L52 249L50 247H48ZM124 250H125V254H126L127 250L126 249H124ZM103 251H105V250H103ZM84 252H85V254H84ZM246 252H248L250 254L252 253L255 256L251 255V257L248 258L249 260L247 263H239L238 262V260H239L238 256H240L241 254L246 253ZM59 254H61V253H59ZM62 254L60 255V257L62 256ZM88 254H90V253H88ZM143 254H146L145 256L149 255V256H147L148 258L145 257ZM18 255L19 254H17V256ZM126 255L129 256L128 253ZM126 255H125V258H126ZM245 255H247V254H245ZM20 256H18V258L15 257L16 259L15 260L13 259L14 262L11 261L12 264H21L22 261H24V260H22V258H23L22 256L20 259ZM86 256L87 255H85V258H86ZM39 257L41 258V256H39ZM39 257L38 258H36V257L26 258V260L27 259H29V260H27L28 262H26V261L25 262H26V264H35V263H37V259L40 260ZM116 257L117 256L115 255V258ZM241 257H242V255H241ZM247 257H249V256H247ZM242 258H240V259H242ZM17 260H20V261H17ZM57 260H58V258H57ZM63 260L61 261L62 263H63ZM80 260L78 258V261H80ZM115 260H117V259H115ZM129 261H130V259H129ZM98 262H100V261H98ZM104 262L105 261H103L102 263H104ZM116 262H119V260L115 261V264H118ZM120 262H119V264H120ZM39 263H40V261L38 262V264ZM78 263L79 262H76L75 264H78ZM55 264H57V261ZM96 264H98V263L96 262ZM99 264H101V263H99ZM109 264H111V263H109Z\"/></svg>",
    "mask_w": 264,
    "mask_h": 264
}]
</instances>
